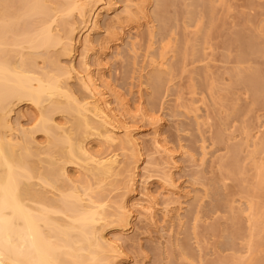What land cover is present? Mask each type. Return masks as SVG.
<instances>
[{"label": "bare ground", "instance_id": "6f19581e", "mask_svg": "<svg viewBox=\"0 0 264 264\" xmlns=\"http://www.w3.org/2000/svg\"><path fill=\"white\" fill-rule=\"evenodd\" d=\"M164 4L0 0V264H133L123 244L138 221L156 222L160 212L166 218L173 210L181 217L197 197L181 193L184 186L174 171L177 154L161 137V117L152 119L149 135L154 153L166 157L155 164L157 174L140 178L142 139L148 134L108 76L124 44L134 51L132 30L146 25L155 35L152 6L161 20L168 19L160 12ZM247 40L243 54L258 52L256 37ZM157 57L151 58L155 82L171 71L168 47ZM234 73L238 78L243 70L235 66ZM256 73L247 79L264 98ZM22 103L35 109L30 129L21 115L14 118ZM38 132L44 141L36 140ZM251 138L248 133L245 145H253L248 154L256 181L249 199L241 201L251 226L249 249L264 224V203L256 199L264 182V157L255 160L256 153H264V138ZM233 169L244 172L238 164ZM154 179L172 194L162 203L154 194Z\"/></svg>", "mask_w": 264, "mask_h": 264}, {"label": "rangeland", "instance_id": "374dc122", "mask_svg": "<svg viewBox=\"0 0 264 264\" xmlns=\"http://www.w3.org/2000/svg\"><path fill=\"white\" fill-rule=\"evenodd\" d=\"M213 8L211 0H165L160 12L168 19L163 21L152 6L155 35L146 25L132 30L134 51L124 44L111 62L109 80L148 134L142 139L140 178L157 174L155 164L166 157L154 153L149 135L152 119L161 117V137L177 154L174 171L184 186L181 193L197 196L181 217L173 210L166 218L160 212L156 222L138 221L123 244L133 264H228L235 259L264 264V224L249 249V215L241 210L256 181L248 154L253 145L246 147L245 140L248 133L252 141L264 138V98L257 97L247 79L257 72L264 85V0H215ZM253 35L258 52L243 54ZM163 46L171 71L155 82L151 58H158ZM235 66L243 70L241 77L235 76ZM18 115L30 129L35 109L22 103L14 118ZM35 138L45 140L40 132ZM262 156L256 153L255 160ZM234 164L244 172L234 170ZM152 185L160 203L172 195L158 179ZM256 199L264 203V182Z\"/></svg>", "mask_w": 264, "mask_h": 264}]
</instances>
